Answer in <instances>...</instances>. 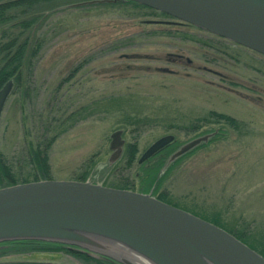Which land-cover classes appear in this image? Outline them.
Instances as JSON below:
<instances>
[{
	"label": "rangeland",
	"instance_id": "1",
	"mask_svg": "<svg viewBox=\"0 0 264 264\" xmlns=\"http://www.w3.org/2000/svg\"><path fill=\"white\" fill-rule=\"evenodd\" d=\"M81 1L87 0H61L44 10L30 31V44L41 41L29 59L31 72L3 105L0 154L17 181L31 175V145L54 136L48 152L53 179H76L92 158L86 179L163 194L168 203L264 247V56L195 27L165 25L171 18L124 1L64 7ZM173 54L182 59L167 57ZM211 110L232 117L237 127L207 121ZM116 129L125 144L137 145L131 166H124V153L107 162ZM215 130L207 146L163 169L180 144ZM165 134L174 136V148L168 152L171 143L165 155L137 163ZM69 249L1 253L0 264H95Z\"/></svg>",
	"mask_w": 264,
	"mask_h": 264
},
{
	"label": "water",
	"instance_id": "2",
	"mask_svg": "<svg viewBox=\"0 0 264 264\" xmlns=\"http://www.w3.org/2000/svg\"><path fill=\"white\" fill-rule=\"evenodd\" d=\"M123 0H87L64 7ZM192 24L264 56V0H130ZM146 22H153L146 20ZM13 86L0 88V115ZM216 130L195 136L163 165L205 144ZM122 130L110 134L107 162L120 157ZM174 139L165 134L137 162ZM59 243L119 264H264V257L222 227L164 202L151 191L116 188L92 180L41 179L0 187V242Z\"/></svg>",
	"mask_w": 264,
	"mask_h": 264
},
{
	"label": "trees",
	"instance_id": "3",
	"mask_svg": "<svg viewBox=\"0 0 264 264\" xmlns=\"http://www.w3.org/2000/svg\"><path fill=\"white\" fill-rule=\"evenodd\" d=\"M61 0H4L0 2V88L3 84L12 79L13 86H17L20 84L21 80L24 78V75H28L31 72V67L29 65L30 57L36 54V51L39 50L41 46V41L39 39L33 40L32 44H30V31L34 27V25L38 22L39 17L43 16L44 10H49L57 6L58 2ZM64 1V0H63ZM135 6L137 8L147 9V12H154L153 9L148 8L144 5L138 4L133 1H125ZM19 14H27L28 16L25 18H19ZM223 40V39H222ZM201 44L207 45L208 43L205 41H201ZM226 41V40H223ZM228 42V41H226ZM210 48L219 49L218 45L210 43L208 45ZM221 51L227 53L224 49L221 48ZM229 57H233L228 55ZM236 59V58H235ZM212 121L214 123H219L221 120L225 121L229 125H236L237 127L238 121L233 119L232 117L220 114L215 111H209L207 121ZM202 121V120H201ZM204 121L206 119L204 118ZM196 126V127H194ZM194 128L198 127V123L193 125ZM54 140V136L51 137L47 141L37 142L35 145H31L29 153V161L31 164V175L29 178L21 177L19 181L16 177L15 173L12 171V168L9 164L4 161L3 157L0 154V187L12 185L15 183L35 181L41 179H51L50 173V164H49V148L51 143ZM171 146L167 149L168 152L171 151L175 146V139L172 142ZM177 145V144H176ZM207 146L206 144L199 145L196 148H203ZM137 154V145L135 142L126 144L124 150V166H131L136 160ZM94 161L92 158L88 159L86 168L82 171V173L75 180H85L87 174L89 173L90 167H92ZM160 164L162 161L156 163V165L152 166L150 169V176L148 178L149 181H154L156 172L160 168ZM116 168V167H115ZM115 168L112 170L115 171ZM111 170V171H112ZM112 171V173H114ZM149 177V176H148ZM159 183V180L157 181ZM117 188L123 189H131L127 183H120L118 185H114ZM158 199L167 202L165 196L163 194L154 195ZM168 203V202H167ZM170 204V203H169ZM173 205V204H172ZM175 206V205H174ZM202 217V216H201ZM203 218V217H202ZM205 220H208L229 233L233 234L236 238L247 244L250 248L258 252L260 255L264 257V247H261L257 244L258 247L249 239H246L243 234L240 232L236 233L230 229H227L222 223L219 221L205 217ZM64 246L59 243L52 242H44L37 240H15V241H5L0 242V254L8 253V252H22V251H35V250H57L63 248ZM67 250V249H66ZM69 252L79 255L84 259L92 260L95 264H119L112 260L96 259L86 255L83 252L78 250L69 249Z\"/></svg>",
	"mask_w": 264,
	"mask_h": 264
},
{
	"label": "flooded vegetation",
	"instance_id": "4",
	"mask_svg": "<svg viewBox=\"0 0 264 264\" xmlns=\"http://www.w3.org/2000/svg\"><path fill=\"white\" fill-rule=\"evenodd\" d=\"M124 1H128V0H124ZM161 13V12H160ZM161 14H163V15H165V16H167L168 18H171V21H169V20H166V21H163L162 23H164L165 25H186V26H190V27H195V28H198V29H200V30H203V29H201V28H199V27H196V26H194V25H192V24H189V23H186V22H183V21H180V20H178V19H176V18H174V17H172V16H170V15H167V14H164V13H161ZM205 31V30H204ZM206 33H208V34H210V35H212V37L211 38H214V37H216V38H219V39H223V40H226V39H224V38H222V37H220V36H217V35H214V34H212V33H210V32H208V31H205ZM203 39V38H202ZM201 39V40H202ZM203 41H205V42H207L206 40H203ZM226 41H228V40H226ZM167 57H170V58H173V61H175V60H178L179 61V59H182V55L181 54H173V55H167ZM186 60V62L188 63L187 65H189L190 63H191V61H190V59H185ZM121 137H122V134H121ZM123 138V137H122ZM173 142V141H172ZM171 142V143H172ZM170 143V144H171ZM127 144V143H126ZM126 144H125V141H124V144H123V148H122V152H121V155H120V157L123 155V153H124V150H125V147H126ZM170 144H167L166 146H164L162 149H160L159 151H157L154 155H152V156H150L149 158H147V159H145V160H143V161H146V160H150V159H152V158H155L156 156L157 157H160V155L162 154V155H165L166 153H168L167 152V148H168V146L170 145ZM142 154V153H141ZM140 154V155H141ZM110 155V154H109ZM109 157V156H108ZM119 157V158H120ZM119 158H117L116 159V161L119 159ZM138 159V158H137ZM142 161V162H143ZM138 163V162H137ZM86 255H92L91 253H85ZM94 258H96V257H94ZM101 258H103V259H106L105 257H101ZM100 257H99V259H101ZM96 259H98V258H96ZM106 260H110V259H106Z\"/></svg>",
	"mask_w": 264,
	"mask_h": 264
},
{
	"label": "bare ground",
	"instance_id": "5",
	"mask_svg": "<svg viewBox=\"0 0 264 264\" xmlns=\"http://www.w3.org/2000/svg\"><path fill=\"white\" fill-rule=\"evenodd\" d=\"M134 261L137 263V264H150L148 263L146 260L142 259L141 257H133Z\"/></svg>",
	"mask_w": 264,
	"mask_h": 264
}]
</instances>
